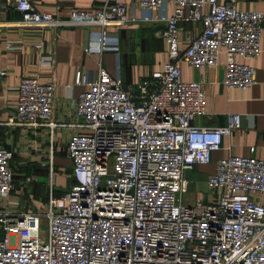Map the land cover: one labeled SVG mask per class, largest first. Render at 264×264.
<instances>
[{
    "label": "built area",
    "instance_id": "2783aa9c",
    "mask_svg": "<svg viewBox=\"0 0 264 264\" xmlns=\"http://www.w3.org/2000/svg\"><path fill=\"white\" fill-rule=\"evenodd\" d=\"M170 1V14L161 16L164 0H137L136 7L149 13L144 20L164 23L157 37L167 61L137 82L134 95L100 66L92 82L78 71L74 83L86 90L74 100L70 122L57 124L54 83L21 78L14 112L3 124L33 133L45 128L50 139L55 128L69 129L64 150L70 183L66 193L53 197L49 149L46 201L35 211L19 210L23 189L14 194L13 153L0 146V264H264V206L253 199L264 194V160L220 159L205 181L207 200L182 197L185 172L208 164L240 119L231 115L224 127L191 125L204 114V92L179 74V64L211 68L222 54L223 87H250L254 71L235 59L259 55L264 15L240 12L230 0ZM10 6L22 27L51 33L97 28V53L107 29L135 20L119 0L62 18L37 12L29 0H0V16ZM182 23L199 29L179 49ZM33 47L37 66L49 67L51 55H43L38 43ZM6 48L14 47L7 41Z\"/></svg>",
    "mask_w": 264,
    "mask_h": 264
},
{
    "label": "crops",
    "instance_id": "0c3cea01",
    "mask_svg": "<svg viewBox=\"0 0 264 264\" xmlns=\"http://www.w3.org/2000/svg\"><path fill=\"white\" fill-rule=\"evenodd\" d=\"M29 1L37 12L61 18L71 10L88 11L105 2V0ZM119 1L127 6L135 20L120 29H107L104 46L99 53L96 51L100 37L97 28H62L51 33L37 27L20 26L21 16L12 6L1 14L0 73L5 72L6 75L0 77V146L14 150L15 156L25 161L36 163L41 159L40 153H44L43 150L48 146L52 152V162L70 168L69 162L63 159L65 141L71 133L69 129L55 128L50 139L45 128L33 133L19 128L11 129L3 124L14 112L17 87L22 77L36 76L41 84L54 83L53 121L57 124H67L71 120L74 100L78 94L86 90V87L76 86L74 83L78 71L83 72L87 80L92 82L97 67L100 66L111 78L117 77L125 91L134 95L135 86L141 78L161 70L166 64V48L163 41L157 37V32L164 27V23L144 20L148 18L149 13L136 7L137 0ZM230 2L240 12L264 15V0ZM171 9V1L164 0L158 14L167 16ZM198 29L199 26L196 24L182 23L179 26L177 32L179 49L184 48L186 40L194 36ZM7 41L13 44L12 50L6 48ZM37 43L40 44L43 55L46 52L51 55L52 62L49 67L37 66L39 56L33 47ZM85 48L91 52H86ZM235 61L247 64L254 71V83L245 90L223 87L222 54L218 55L216 65L211 68L198 69L179 64L181 81L199 83L205 97L204 114L195 118L191 125L198 128L224 127L229 116L237 115L240 119L239 127L227 137H223L220 149L211 153L208 164L193 166L185 172L187 188L195 193L193 199L207 200L209 191L205 181L207 176L213 173L218 160L228 157L264 160V21L261 22L259 55L245 62L238 58ZM253 199L264 206V194L256 195Z\"/></svg>",
    "mask_w": 264,
    "mask_h": 264
},
{
    "label": "rangeland",
    "instance_id": "374dc122",
    "mask_svg": "<svg viewBox=\"0 0 264 264\" xmlns=\"http://www.w3.org/2000/svg\"><path fill=\"white\" fill-rule=\"evenodd\" d=\"M48 146L43 150L44 153L40 157L39 163L34 161H25L14 154V150L12 151L15 158L13 159L11 166L13 165L14 169H12L14 173V194L19 193L20 189L22 193L20 194V201H19V210H24L23 207H26V210L35 211L34 204L38 207H42L44 203V198H46V185H47V177L46 173L48 171V161L45 158L48 154ZM39 154V152H37ZM32 155H36L32 153ZM64 157V156H63ZM66 159V158H63ZM54 164V163H53ZM38 168L42 173L40 176L36 174H32V171H35ZM53 197H59L62 194L68 191L69 186V178L71 170L68 166L63 167V165H53ZM38 176V177H37ZM25 178H31V183L27 184ZM31 188V190H30ZM194 191L190 190L189 188H185V193L182 194V197L185 201H190L194 197ZM19 195V194H18ZM42 229L45 228L44 225L41 226Z\"/></svg>",
    "mask_w": 264,
    "mask_h": 264
},
{
    "label": "trees",
    "instance_id": "16d2710c",
    "mask_svg": "<svg viewBox=\"0 0 264 264\" xmlns=\"http://www.w3.org/2000/svg\"><path fill=\"white\" fill-rule=\"evenodd\" d=\"M14 158H15V156H14ZM14 158H13V159H14ZM11 168L14 169L13 165L11 166ZM35 169H36V170H35V171H32L31 173L40 176L42 172H41L38 168H35ZM30 190H31V188H30ZM31 191H32V190H31ZM45 201H46V198H44V203H45ZM44 203H43V204H44Z\"/></svg>",
    "mask_w": 264,
    "mask_h": 264
}]
</instances>
